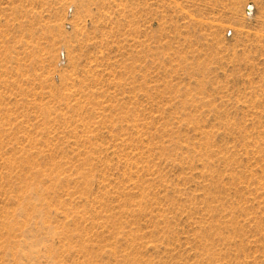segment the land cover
Returning <instances> with one entry per match:
<instances>
[{"label": "rangeland", "instance_id": "1", "mask_svg": "<svg viewBox=\"0 0 264 264\" xmlns=\"http://www.w3.org/2000/svg\"><path fill=\"white\" fill-rule=\"evenodd\" d=\"M0 264H264V0H0Z\"/></svg>", "mask_w": 264, "mask_h": 264}, {"label": "bare ground", "instance_id": "2", "mask_svg": "<svg viewBox=\"0 0 264 264\" xmlns=\"http://www.w3.org/2000/svg\"><path fill=\"white\" fill-rule=\"evenodd\" d=\"M250 11V10H249ZM251 12V11H250Z\"/></svg>", "mask_w": 264, "mask_h": 264}]
</instances>
